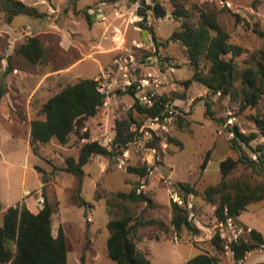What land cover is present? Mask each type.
I'll list each match as a JSON object with an SVG mask.
<instances>
[{"label": "rangeland", "instance_id": "rangeland-1", "mask_svg": "<svg viewBox=\"0 0 264 264\" xmlns=\"http://www.w3.org/2000/svg\"><path fill=\"white\" fill-rule=\"evenodd\" d=\"M21 1L29 6L34 4L41 15L17 14L9 22L0 8V79L7 86L6 98L14 108L12 111L6 103L0 102V217L7 207L18 201L24 199L34 204V200L36 202V198L42 195L52 208L53 234H57L59 226L64 231L68 264H116L107 255L106 224L111 215L107 212L105 200L111 198L114 192H128L137 185V190L148 194L155 204V207H151L140 203L137 215L169 223L173 192L176 190L179 195L178 183L184 182L193 186L198 193H191L186 198V202L192 204L190 208L186 206L189 210L188 220L199 229L198 233L193 234L185 227L179 232H174L172 227L170 232L144 227L141 228L137 247L147 253L150 264H184L201 250L216 255L219 258L217 264H231L230 258L223 252L218 253L210 243L216 230L215 207L206 203L200 193L205 187L219 182L220 160L227 156H239L226 130L237 126L244 134L258 131L251 114L264 111V93L257 109H240L239 96L212 93L196 81L185 83L190 80L193 69L184 47L178 42L169 41L155 53L140 33L146 30L139 26L135 28L137 32L129 26L127 35H136V41L145 42L146 47L136 48L132 40H127L125 48L112 56L103 52L111 45L109 33L113 25L119 27L121 24L135 25L140 22L134 9L136 2L119 1L113 5L99 3V0ZM158 1L167 14L162 18L151 16L148 21L158 38L165 40L179 26V20L171 15V0ZM178 1L194 12L198 8L215 9L219 23L229 35V41L240 45L247 53L264 48V0ZM147 3L152 2L147 0ZM96 5L102 13H93L97 19L91 26L82 11L87 8L93 10ZM54 6L57 10L52 9ZM132 19L134 22H129ZM58 27H62L65 34L79 33V36L67 35L78 50L72 45L64 48ZM116 33L120 36L118 30ZM146 33L145 37L152 41L151 34ZM28 36H38L45 49L41 61L35 64L14 53ZM114 40H119V37ZM127 50L133 53L135 59H141L131 64L133 78L138 79L151 72L158 79L159 93L171 100L181 114L164 127L161 122L153 124L150 118L133 108L135 98L131 94L115 88L108 93L97 114L87 120L86 127L90 139L110 145L115 135V120L127 118L131 113V138L126 149H118L111 158L92 156L83 166L81 178L63 168L65 159L75 156L86 139H79L72 133L66 144L52 139L41 144L38 152L34 153L28 144V124L32 119L41 117L38 113L42 103L62 87L80 79L94 78L103 82L101 71L112 66L114 59ZM147 52L156 56L155 62L141 56ZM247 53L236 60L242 62ZM8 63L10 65L6 71ZM220 130L222 133H219ZM170 137L180 140L182 146L171 142ZM263 140L258 135L250 145L255 146ZM151 144H154V148L150 147ZM241 153L255 157L250 148L244 145H241ZM206 155L208 161L202 168ZM127 166H148L150 170L146 177H139L127 172ZM231 175L252 183L261 178L243 163H238ZM43 177L46 181H43ZM26 190L29 191L28 196L23 195ZM96 194L102 198L98 199ZM81 200L85 202L82 205ZM36 207L40 205L36 204ZM235 221L256 229L264 240V200L250 203ZM260 256L264 262V252H250L245 264H251Z\"/></svg>", "mask_w": 264, "mask_h": 264}, {"label": "trees", "instance_id": "trees-1", "mask_svg": "<svg viewBox=\"0 0 264 264\" xmlns=\"http://www.w3.org/2000/svg\"><path fill=\"white\" fill-rule=\"evenodd\" d=\"M119 1L128 3L138 2L136 13L142 17L137 26L151 34L156 46H166L169 41L178 42L185 49L187 59L192 66L190 81L204 85L212 93L240 97V109H257L260 98L264 93V48L247 53L240 45L229 41L227 31L218 20L215 9L192 8L181 4L178 0H171V15L179 20V26L172 30L168 39L158 38L154 28L148 21L162 18L167 14L166 9L158 0H99V3L114 4ZM256 7V5H255ZM0 8L7 21H11L17 14L41 15L33 6L21 0H0ZM239 19V16L235 14ZM254 31L256 28H253ZM25 61L35 64L41 61L45 49L38 36H28L15 50ZM247 53L242 62L236 58ZM2 53L0 52V59ZM9 59V56H7ZM242 64V66H241ZM7 64L6 71L8 70ZM7 92V86L0 79V100ZM105 95L98 90L97 80L94 78L80 79L68 84L54 93L39 109L40 118L30 122L28 144L34 153L38 152L41 144L56 139L60 144H66L69 136L74 133L79 139H86L75 156L65 159L64 170L81 178L83 166L94 155L111 158L118 149H126L130 141L129 132L132 114L127 118L115 120V135L110 143L90 139L86 122L94 117L104 104ZM207 112L209 104H206ZM133 108L147 117L158 114L157 108H144L134 102ZM251 118L258 131L244 134L239 127L233 126L234 137L232 144L239 156H227L219 162L221 178L219 182L209 185L201 191V198L208 204L214 205V216L223 220L227 216L236 218L250 203L264 200V140L251 146L250 142L260 135L264 139V111L251 114ZM181 119V117H179ZM169 140L182 146L180 140L170 137ZM241 145L247 146L255 157H248L241 153ZM150 147L154 148V144ZM208 161L205 156L201 166ZM238 163L249 166L253 173L260 176V181L252 183L240 176H232V171ZM38 170V168H37ZM127 172L139 177H146L150 170L148 166H127ZM43 181L46 179L43 177ZM177 188L184 202L189 194L198 193L193 186L179 182ZM137 185L128 192H114L111 198L105 200L107 212L111 217L107 221L108 236L106 240L107 255L116 264H150L147 253L137 247L140 240L141 228L156 227L159 230L179 232L185 227L193 234L199 229L188 220V208L171 202V218L169 223L158 218H143L137 215L140 203L155 207L151 197L137 190ZM44 191V185L42 186ZM98 199L102 197L96 194ZM85 202L81 200L80 205ZM112 207H115L114 209ZM52 208L48 201H44L41 208L34 212L30 210L24 199L7 207L0 217V264H68L67 242L62 227H58L57 234L52 232ZM213 248L222 252V242L217 233L210 238ZM264 244L262 234L252 228L247 240L232 243L234 256L237 259ZM219 258L205 250L186 261V264H217ZM256 264H264L263 261Z\"/></svg>", "mask_w": 264, "mask_h": 264}, {"label": "built area", "instance_id": "built-area-1", "mask_svg": "<svg viewBox=\"0 0 264 264\" xmlns=\"http://www.w3.org/2000/svg\"><path fill=\"white\" fill-rule=\"evenodd\" d=\"M139 6V3L136 2L134 8L135 12L137 11ZM140 19H142V17H140ZM129 22L134 21L132 19L129 20ZM147 43L149 46H152L154 52L157 50H161L162 46H156L153 41L148 40ZM133 45L134 47L139 49L147 46V44H145V42L143 41H133ZM141 56H145V58L150 62L156 61V56L152 55L151 53ZM138 60L141 59H135L133 53L130 50H127L121 57L115 58L112 66L101 71V76L104 81H97L98 90L105 95V98H107L108 93L115 88H117L118 90L122 89L124 91H127L129 94H131V96L135 98V102H137L140 106L144 108H157L158 114L154 117L148 118H150L153 124L156 122H161L162 126L164 127L167 122L174 120V118L180 115L181 112L171 100L167 99L166 97H164V95L159 93L158 79L157 77L153 76L151 72L146 73L138 79L133 78L131 73V69L133 68L131 64H136ZM219 133H222V130H220ZM226 133L229 138L232 139L234 137V131L232 128L226 130ZM175 191L172 195V198H174V202H176V204L179 206H187L190 208L192 206L191 202L185 203L183 198H181ZM43 202L44 198L42 195L36 198L37 205H41ZM214 228L216 229L215 233H217L221 239L223 246L222 252L225 256L230 258L231 264H242L250 252H264L263 244L251 251H248L244 255V258H235L234 251L232 249V243L238 242L242 239L247 240V237L252 228L235 221L234 217L227 216L223 220H218L214 216Z\"/></svg>", "mask_w": 264, "mask_h": 264}, {"label": "crops", "instance_id": "crops-1", "mask_svg": "<svg viewBox=\"0 0 264 264\" xmlns=\"http://www.w3.org/2000/svg\"><path fill=\"white\" fill-rule=\"evenodd\" d=\"M114 5V4H113ZM31 6H33L34 7V4L33 5H31ZM36 8V7H35ZM52 9H56L57 10V8L54 6ZM93 10H91V8H87L86 10H84L83 9V14L86 16V18L88 19V21H89V23H90V25L92 26V24L93 23H95V20L97 19V17H95L94 16V12L96 11V13H99L100 12V14L102 13V11L100 10V7L98 6V5H96V6H94V8H92ZM97 15V14H96ZM57 16V15H56ZM55 16V17H56ZM101 18V17H100ZM99 18V19H100ZM129 26H131L132 27V29H133V31H136L137 32V30L135 29L136 27H137V23L135 24V25H133V24H121V26H119L118 27V25H113L112 26V31L109 33V39H110V42H111V45L110 46H107L105 49H103L102 51L103 52H107V53H110V56H112L114 53H116V52H118L119 51V49H121V48H125V43H127V40H132V41H136L137 39H136V35L134 36V34H132V37H128V35H127V28L129 27ZM58 30V34L60 35V37H61V40H62V42H64V48L65 49H68L71 45L72 46H74L75 48H76V46L75 45H73L71 42H70V38H68V36L67 35H72V34H78V36H79V33L78 32H69V34H65L64 32H63V28L62 27H58L57 28ZM53 30V29H52ZM116 30H118L119 31V34H120V36H118V33H116ZM140 33L142 34V36L144 35V30H142V31H140ZM147 34V33H146ZM146 36V35H145ZM148 36V35H147ZM116 37H119V40H114V38H116ZM92 40H94V37L92 38ZM148 38H146L145 37V39H144V41L145 42H148ZM77 49V48H76ZM78 50V49H77ZM6 96L8 97V93H6L4 96H3V98L0 100V102H4V103H6V105L10 108V110H12L13 111V103L11 102V101H9L8 102V98H6ZM8 99V100H7ZM29 129H30V122H29V124H28V137H29ZM29 191L28 190H26V191H24V194L23 195H27V193H28ZM28 196V195H27ZM26 197V196H25ZM24 202L26 203V205H27V207L30 209V210H32V211H34V212H36V211H38L40 208H41V205H40V207H36V202H35V200H34V204L33 203H30L29 201H25L24 200ZM39 206V205H38ZM241 223V222H240ZM242 224H244V223H242ZM244 225H246V224H244ZM247 226H249V225H247ZM251 227V226H250ZM247 260V259H246ZM246 260H245V262H244V264L246 263ZM261 261H263V258H262V256H260L259 258H257L256 260H254L251 264H256L257 262H261Z\"/></svg>", "mask_w": 264, "mask_h": 264}, {"label": "water", "instance_id": "water-1", "mask_svg": "<svg viewBox=\"0 0 264 264\" xmlns=\"http://www.w3.org/2000/svg\"><path fill=\"white\" fill-rule=\"evenodd\" d=\"M145 35H146V31H144V35H143L144 38H145Z\"/></svg>", "mask_w": 264, "mask_h": 264}]
</instances>
